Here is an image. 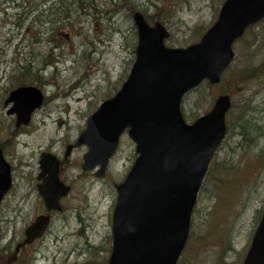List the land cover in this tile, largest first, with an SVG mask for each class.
<instances>
[{
	"label": "rangeland",
	"instance_id": "1",
	"mask_svg": "<svg viewBox=\"0 0 264 264\" xmlns=\"http://www.w3.org/2000/svg\"><path fill=\"white\" fill-rule=\"evenodd\" d=\"M220 1L225 0H173L177 4V12L167 24L171 32L167 45L182 48L193 44L190 38L197 27L213 25L219 14ZM131 2L137 11L148 10L150 15L154 13L152 5L161 6V0ZM96 6L100 13L95 17L91 15L94 11L91 9L86 10L88 15L81 22L74 20L80 23L73 24V43L63 46L62 55H58L60 50L53 53L60 56L57 71L49 68L43 80L35 79L37 85L45 88L43 92L49 98V103L35 114L30 126L7 151L6 158L12 166L14 185L0 208V250L13 251L22 239L25 228L41 212L42 202L36 181L40 155L50 152L63 159L66 144L76 141L88 118L101 105L103 94L109 93L112 97L117 93L135 61L137 37L133 33L134 24L126 9L127 4L119 0H95ZM2 7L0 0V9ZM14 11L19 14L21 9ZM11 20L0 14V142L7 139L13 121L2 104L7 97L5 92L16 84V75H21L18 67L31 66L33 70L36 69L35 63L30 65L28 60H24L25 51L19 55L17 45L21 37L18 27L12 26ZM255 35L260 36L264 46V23L257 25L244 41L236 45L237 61L233 67L244 64L245 52ZM259 44L256 43L253 49ZM50 52L43 53L50 56ZM263 59L260 58L258 63H262ZM226 88V85L202 88L188 95L182 104L186 121L192 123L204 115L200 110L202 104H197L202 100L201 94L206 95L207 102L213 100L214 103V99ZM245 94L241 92V95L235 96V100H240ZM259 103L264 109V100H258ZM202 108L209 110L208 105ZM190 117L192 119H187ZM234 142L228 140L218 152L216 161L231 163L227 166L232 168L228 172L233 176L225 173L227 182L237 180V183L232 189L231 183H225L228 185H222L218 190L220 184L214 178L206 180L192 220L194 235L179 264L243 262L251 234L264 208V167L259 163L260 150L234 155L231 152ZM85 153V148L76 149L68 160L70 163L63 175L71 183V194L64 211L55 216L48 235L32 248L33 256L40 254L35 264H96L101 256L108 258L110 254L115 184L124 180L134 164L135 146L127 134L122 137L119 150L110 162L108 178L104 179H94L92 174L82 173L77 168ZM29 255L22 257V264H30L32 258Z\"/></svg>",
	"mask_w": 264,
	"mask_h": 264
},
{
	"label": "water",
	"instance_id": "2",
	"mask_svg": "<svg viewBox=\"0 0 264 264\" xmlns=\"http://www.w3.org/2000/svg\"><path fill=\"white\" fill-rule=\"evenodd\" d=\"M264 20V0H226L218 21L199 44L172 49L164 25L151 26L141 13L134 16L138 31L136 61L117 95L87 121L74 147L86 146L84 171L100 166L104 177L110 159L127 131L136 145V159L125 182L117 187L110 264H178L187 244L197 197L209 166L226 137L229 96L194 124L185 122L183 98L209 81L217 85L232 64L233 44L246 30ZM44 102L34 87L14 91L6 106L17 115V127L30 124ZM73 147H68L66 158ZM60 161L41 156L39 191L48 211L61 210L70 188L60 182ZM12 170L0 150V205L12 188ZM50 224L41 216L26 231L23 246L40 238ZM243 264H264V214Z\"/></svg>",
	"mask_w": 264,
	"mask_h": 264
},
{
	"label": "trees",
	"instance_id": "3",
	"mask_svg": "<svg viewBox=\"0 0 264 264\" xmlns=\"http://www.w3.org/2000/svg\"><path fill=\"white\" fill-rule=\"evenodd\" d=\"M28 4L26 6L30 8V6L35 3L36 1L40 0H35V1H30L26 0ZM59 1L58 6L64 3V0H57ZM88 0H84V3L82 1L78 2L79 7H85L89 6L92 9L95 8V3L93 1H89L87 5L83 6L85 2ZM124 1V4H127L126 9L129 11L130 14H135L136 6L133 5L131 0H122ZM161 6H153L154 8V13L150 15L147 11H143L142 13L144 14L145 18L147 19L148 22H161L163 24H169L175 16L177 10H176V3H173V0H161ZM223 1L219 2V6ZM30 5V6H29ZM55 7V6H54ZM53 7L46 9L45 12L52 11ZM40 16L42 18V14ZM44 19V18H43ZM45 20V19H44ZM37 21V20H36ZM45 22H47L45 20ZM50 29L56 28V26H52L50 24H47ZM208 29V27H197L191 38L190 41L192 43H196L199 41L201 36L204 34V32ZM252 32V30L250 31ZM55 34L58 33V29L54 31ZM54 33H51L54 34ZM38 35V33H37ZM39 36V35H38ZM36 37L37 43L40 40V37ZM136 36V34H135ZM54 36L51 37L50 41L53 42V44H56V41L53 39ZM258 42V39L253 37L252 40H250L248 50L245 52V62L242 66H236L234 68L233 74L228 80V86L231 88V90L234 92V95H236L235 92L239 93L240 92H246L244 96L240 97V100H234L233 102V108L231 112L228 114L227 117V138L226 141L224 142V145L227 144L228 140H234L235 142L233 143V146H231V152L236 155L237 152H242L244 154H248L247 152L250 151H255V150H260V155L262 162L264 163V109L262 108V104H258V100H252L253 94V82L257 78V71H256V58L257 56H263L264 52V46H256L255 49V44ZM35 43V41H34ZM24 55V60H28V64H36V69L33 70L31 66H22L21 68L18 67V71H21V75L19 74L16 75V80L18 82L23 83H33L35 79L39 80L43 76L44 70L49 69L52 67L54 70L56 69V65L58 61L60 60V56H54L53 52H50V56L46 53H39L36 51H33L32 49H28L25 51ZM17 71V73H18ZM210 88L209 86L205 85L203 88ZM200 89L194 91H200ZM109 94H103V98L107 97ZM241 95V94H240ZM202 100H199L197 104L200 103V105H208V108L211 106L212 101L207 102L206 100V95L201 94ZM109 97V96H108ZM206 97V98H205ZM102 98V99H103ZM104 100V99H103ZM102 100V101H103ZM260 102V101H259ZM199 105V106H200ZM198 106V109H199ZM200 107V110L202 112H206L203 110V108ZM207 109V108H204ZM192 118V117H191ZM8 139V137H7ZM5 139L4 141L0 142V148L4 149L7 153L9 147L11 148L12 146L9 144V140ZM237 141V143H236ZM228 161H223L222 163H218L216 161V158L212 162L211 168L209 170L207 179L209 178H214V181L218 184H220V187L218 186V190H221L222 185L225 186V183L227 182V176L225 173L229 174L232 168H229L227 165H230ZM264 167V164H263ZM0 264H13V254L11 255H3L2 252H0Z\"/></svg>",
	"mask_w": 264,
	"mask_h": 264
},
{
	"label": "bare ground",
	"instance_id": "4",
	"mask_svg": "<svg viewBox=\"0 0 264 264\" xmlns=\"http://www.w3.org/2000/svg\"><path fill=\"white\" fill-rule=\"evenodd\" d=\"M119 1H120V3L121 2L124 3V1H122V0H119ZM56 2H57V0H40V1H36L31 6L29 5L30 8H28L27 6H25L24 4H22L20 2H17V3L23 7V11H22L20 17H22V19H25V20L35 19L38 17V15H40L41 13H44L46 9L53 7L52 11H49V12L42 14V18H44L52 26H64L68 21H74L76 19L80 20V19H83L85 16L88 15V12H86V9H84L82 7L75 6L71 0H67L59 6L58 5L55 6ZM152 6H154V5H152ZM37 11H44V12H37ZM99 13L100 12L98 10V6H96L94 8V11L91 12V15H93L95 17ZM10 15L12 17H14L15 13H11ZM143 16H144V14H143ZM129 17L132 19L133 24H134V14L132 15L129 13ZM144 18H145V16H144ZM135 30H136V32H135ZM133 33L138 34L137 29H134ZM53 35H51L49 37L41 36L40 37L41 41H39L38 43L36 42L35 46L30 47V49H32L33 51L39 52V53L50 51V49L52 47L50 44V39ZM56 50H57V48L55 46H53L52 51L55 52ZM263 61H264V59H263ZM58 63H60V60L58 61ZM34 116H35V114L33 115V118H34ZM11 252L12 251L9 250L7 252V254H11Z\"/></svg>",
	"mask_w": 264,
	"mask_h": 264
},
{
	"label": "flooded vegetation",
	"instance_id": "5",
	"mask_svg": "<svg viewBox=\"0 0 264 264\" xmlns=\"http://www.w3.org/2000/svg\"><path fill=\"white\" fill-rule=\"evenodd\" d=\"M14 4H16V0H14ZM255 100H264V72L258 73V87L255 93Z\"/></svg>",
	"mask_w": 264,
	"mask_h": 264
}]
</instances>
